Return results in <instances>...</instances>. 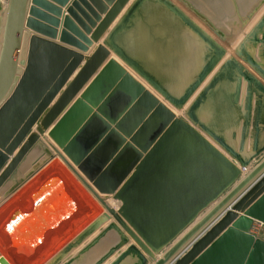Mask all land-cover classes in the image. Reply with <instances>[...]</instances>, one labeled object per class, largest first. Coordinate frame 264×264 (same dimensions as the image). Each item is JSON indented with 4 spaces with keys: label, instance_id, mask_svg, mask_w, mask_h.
<instances>
[{
    "label": "water",
    "instance_id": "water-1",
    "mask_svg": "<svg viewBox=\"0 0 264 264\" xmlns=\"http://www.w3.org/2000/svg\"><path fill=\"white\" fill-rule=\"evenodd\" d=\"M127 1L72 0L63 16L59 40L87 50ZM141 1L132 2L69 82L84 55L41 36H57L62 9L49 0L6 1L0 29V185L14 175L48 128L52 139L98 190L121 200L116 210L107 208L153 259L150 264H264V237L251 230L254 219L264 222V155L240 176L241 167L117 59L110 57L103 63L112 48L176 105L194 89L195 85L180 97L169 96L136 59L114 44ZM160 2L179 12L168 0ZM209 70L204 68L197 81ZM34 124L36 131L31 130ZM106 216L91 222L48 264L59 263ZM109 227L117 225L110 223ZM24 236L19 233L18 241ZM126 240L121 233L120 241L100 260ZM166 245L157 257L155 253ZM138 246L132 244L111 264L130 251L145 263L147 258ZM0 263L10 264L2 255Z\"/></svg>",
    "mask_w": 264,
    "mask_h": 264
},
{
    "label": "rangeland",
    "instance_id": "rangeland-1",
    "mask_svg": "<svg viewBox=\"0 0 264 264\" xmlns=\"http://www.w3.org/2000/svg\"><path fill=\"white\" fill-rule=\"evenodd\" d=\"M169 1L174 4V6H176V8L195 26L197 25L194 23V20L189 17L193 15L201 21L215 38L208 33L205 34L204 31H202L198 26L197 27L222 51V58L219 62L220 64L218 63L219 66L218 64V67L216 66L217 70L215 67L214 69L211 68L207 72L208 75L211 71L210 75H208L211 76V78L208 79L209 77H207L187 102V99L185 98L181 104L175 106L172 101L166 98L158 89L142 77L111 48L110 50L112 51L110 55L123 64V66H125V68L129 70L136 79H138L147 89L155 94L160 101L174 111L177 116H181L191 123L202 135H204L205 138H207L213 145H215L237 164L234 156L227 149H222L219 146V143H222L219 136L213 131H209L204 127L202 128V118L200 117L201 114L199 110L203 107L208 108L209 112L206 115L208 118L203 117L202 115L201 116L217 130H219V132H223L225 128H229V131H232L231 135L233 136V138H230V141L234 144L237 142V130L241 132L239 133V135L241 134L239 145L243 143L242 138L246 136V134L247 136L244 143L246 142L247 144V140H249L251 136L254 139V136L252 133L250 134L249 131L253 133L255 131L256 133L257 130H260L262 125H259V120L254 116L251 117L249 114L245 116V111H243V120L241 117H229L226 115V106L219 107V104L216 101H212V99H210V93L218 96L217 93L219 92H214L212 87L214 89H218L220 87V84L217 85L218 81L227 75L228 77L226 78L229 79V83H233L231 84V87L233 86V95H231V97L228 96V88L223 90V93L221 94L224 98L223 104H225V100H227L229 104L230 98L231 103H239V98H241L240 95H243L244 102H246V106L243 105V109H254V113L256 112L254 115H257L258 113L261 114L259 111L262 109L260 107L262 104L261 96H264V0H257L255 4L251 3L250 0H227L226 2L229 4L227 6L228 12L225 14L220 13L219 15H217L216 12L214 13V10L208 6V2H210V0ZM164 8L165 6L163 5L150 6V10H148L149 12L143 13L144 19L147 18V23H150H141V29H139L141 30V33L138 30L136 32V37L133 36L131 41L128 44L126 43V47L134 55L137 54V52L141 53L140 57L142 56V60H147V64L146 62H143L142 64L139 62L141 67L154 77L163 87H167L166 84L169 79L161 75L162 73L165 74L166 71L161 70L157 61L151 57V51L154 50L156 46L159 47V41L157 39L160 35L158 28H161V25L163 24L161 20L165 18L169 20L166 16L169 10L166 8L168 10L167 11ZM221 9H223V6ZM172 16L174 19L180 20L176 15ZM205 18L219 27L220 30L224 29L223 32H218L212 28L205 21ZM183 25L185 26L184 23ZM186 27L188 29L187 25ZM151 29L152 33L149 32ZM189 30L191 31V34H197L195 31L191 29ZM165 31L164 26V29L161 30V32L163 33ZM156 35H158L157 38H155ZM197 36L199 37L200 43H206L198 34ZM239 38L240 42L237 43ZM156 40L157 43L155 44ZM147 44H149V46ZM208 48H205L203 51L200 47H197L199 51L198 53L205 55L204 57H201L200 60L193 63V68H196L195 72L197 73L192 75L193 73L191 72H193V70L188 72L186 69H179L177 83L180 90L177 92H175V90H170V92L166 88L171 95L178 97L179 94H182L184 89L196 79L198 71H200L202 67L201 64L214 55V50L209 47V45ZM230 49L232 50L231 53L229 52ZM228 52L231 55H227ZM136 57L137 56L135 55V58ZM254 64H256L257 67H255ZM199 65L200 67H198ZM153 66H155V68ZM241 72H243L245 77L241 75ZM154 74L160 78V81ZM250 85L254 86V89L258 90L260 94V98L255 102H253V99L250 98V93H252L250 92L252 90L248 88ZM208 99H210V101H207ZM258 106L259 108H257ZM211 112L214 113L215 117L208 115L211 114ZM219 114L221 116H219ZM215 119L220 121L221 125L216 126L214 122ZM31 130L36 131L35 126L32 127ZM180 142H182V138L180 139ZM56 148L60 149L59 151L64 157L59 153V151H57ZM17 150L18 149H16L14 153ZM232 150L235 153L237 152L234 148H232ZM38 155L39 157L37 158ZM263 155L264 150L259 152L254 159L251 160V163H256ZM33 157L34 161L31 160ZM63 169L66 170L64 175L62 172ZM245 169L246 168H241V171L244 172ZM77 172L82 174L92 187L89 188ZM62 175L63 177L61 178ZM213 182L214 181H212V183ZM2 186L3 191H0V214L3 218L0 220V223L2 221L0 224V255H2L10 264H48V261L58 252L60 248L74 239L79 232L104 213L107 214L106 219L99 223V225H97V227L91 233L86 235L77 245L72 246L57 264H111L117 256H120L123 252L125 253V251L128 250L132 244L138 246L132 236L119 224L107 208L113 207L116 210L120 205L121 200L114 198L113 193L98 190L93 181L88 179V177L77 167V165L71 161L69 156L62 151L61 146H59V144L52 139V137L48 134V128L40 135L39 141L33 146V148L28 151L25 159L20 163L14 175L9 180L4 181ZM80 187L85 188L84 192H86L83 203H79L80 195H77L78 190L76 188L79 189ZM61 193H66L67 203L65 207H62L61 205L57 213V198ZM47 196L48 199H46L43 204L37 205L31 216H27L24 219L23 215H18L25 214L34 206L35 203L39 201L43 202V199ZM91 200H93L94 205L98 207L97 213L93 218H89L86 222L84 221L85 223L81 225L82 227L78 226L77 228L81 227L79 231H77L74 236L72 235L73 237H70L71 234H68V231L80 220H82L84 216L88 215L89 211H86L88 208L83 205ZM204 209L198 213L196 219L204 212ZM17 215L18 217L15 221H13ZM72 215L74 216L71 221L67 223V225L59 233L53 235ZM81 216L83 217L80 218ZM110 223H115L117 228L109 227ZM12 226H15V228H12ZM19 233L25 234L23 237L24 240L21 239V241H18ZM121 233L125 234L127 240L100 260V258L106 254L111 246L120 241ZM180 234L181 233H179L177 237ZM51 237V241H48V244L44 245L38 253L37 251L41 245ZM15 241L18 242L13 244ZM97 248L99 249V252L96 253L94 258L90 259V262H88L86 258L88 250L91 251L92 249ZM138 248L140 247L138 246ZM139 250L141 255L143 254L148 256L141 248ZM162 252L163 251L161 250L159 253L155 254L158 257L162 254ZM123 259H133L140 264L142 262L141 257L133 251L128 252L125 257L119 259V261L115 264L120 263Z\"/></svg>",
    "mask_w": 264,
    "mask_h": 264
},
{
    "label": "bare ground",
    "instance_id": "bare-ground-1",
    "mask_svg": "<svg viewBox=\"0 0 264 264\" xmlns=\"http://www.w3.org/2000/svg\"><path fill=\"white\" fill-rule=\"evenodd\" d=\"M4 4H2L3 6L6 4V1L7 0H1ZM169 1V0H168ZM227 0H210V2H208V6L214 10V13L216 12L217 15H219L220 13H226L228 12V5L227 4L228 2H226ZM146 2H152V0H142L141 1V4H140V7H143L144 3ZM154 3L158 4V5H163L165 6L164 9H166L168 12V14H166V16L169 18L166 19H162V27L164 29V26H165V32H161V34L159 35V38L157 39L159 41V47H157V50L154 49L151 51V57L157 61V63L159 64L160 66V69L161 70H165V74H161L162 76H164L165 78H168V83L166 84L167 87H163L158 81V83L161 85V87L165 90V92L168 93L169 96H174V95H171L169 93L170 90L177 92L180 90V87L177 83V78L179 77V69H186L188 72H191L193 70V73L192 75H194L196 70V68H193V63L194 62H197V60H200L201 57H204L205 55L202 54V53H198V49L197 47L201 48L203 51L205 48H208V45L209 47H211L213 50H214V55L211 56L209 59L205 60V62H203L201 65V69L200 71H198V74H197V77L196 79L193 81L192 79V83L186 87V88H191V87H194V89L192 90V94L190 93L189 97L186 98V102L189 100V98L197 91V89L201 86V84L206 80L207 77H211V76H208L210 75L211 71L209 72V74L207 75V73L200 79V81L198 82L197 79L199 78V76L203 73V69L204 68H215L217 66V64L220 62L221 58H222V51L205 35V34H209L211 35L213 38L214 35L205 27L204 24H202L201 21H199L196 17H194L193 15L191 17H189L190 19H193L194 20V23L202 30L205 32V34L200 31V29L195 26L190 20H188L183 14L182 12H180L177 8V10L179 11L178 13L173 11L171 7H169L167 4L163 3V2H160V0H154L153 1ZM170 2V1H169ZM172 4V3H171ZM223 6V9H221ZM162 15V13H161ZM172 15H176L177 18H179L184 24L185 26L183 25V23L180 21V20H176L173 18ZM187 19V20H185ZM206 19V18H205ZM191 24H190V22ZM212 28H214L216 31L218 32H223L224 29H221L219 27H217L216 25H214L211 21L209 20H205ZM164 25V26H163ZM186 25L188 26V29L186 27ZM195 29L194 28V26ZM193 30L195 31L201 38H203L204 42L206 43H200V40H199V37L197 36V34H191V31L189 30ZM226 30V29H225ZM225 32V31H224ZM196 35V36H195ZM244 36V35H243ZM157 40L155 42V44L157 43ZM240 38L238 39L237 43L240 42L239 41ZM146 41V40H145ZM144 42V41H143ZM146 43V42H145ZM149 43V42H148ZM150 44V43H149ZM149 44H147L149 46ZM204 44V46H203ZM143 45V44H142ZM236 45V44H235ZM146 46V45H145ZM237 46V45H236ZM148 48V47H147ZM209 49V48H208ZM148 50V49H146ZM151 50V49H150ZM230 53L232 52V50L230 49L229 51ZM227 53V55H231L230 53ZM147 61V60H146ZM145 61V62H146ZM149 63V62H148ZM156 63V64H157ZM147 64V62H146ZM145 64V65H146ZM220 64V63H219ZM218 64V66H219ZM150 65V64H149ZM217 66V67H218ZM155 68V66H153ZM200 67V65L198 66ZM197 67V68H198ZM217 67H216V70H217ZM225 67V66H223ZM227 68V67H226ZM215 70V71H216ZM226 70V69H225ZM207 75V76H206ZM232 75V74H231ZM234 75V74H233ZM227 77V76H226ZM154 78V77H153ZM208 78V79H209ZM155 79V78H154ZM160 79V78H159ZM227 79V78H226ZM162 80V79H161ZM224 80V79H223ZM191 81V80H190ZM219 82V81H218ZM221 82V81H220ZM163 83V82H162ZM164 84V83H163ZM174 86H177V87H174ZM166 88L169 90H166ZM185 88V89H186ZM258 88V87H257ZM157 89V88H156ZM184 89V91H185ZM160 91V90H159ZM183 91V93H184ZM161 92V91H160ZM171 92V91H170ZM182 93V94H183ZM199 93V92H198ZM197 93V94H198ZM182 94H179L178 97H180ZM196 94V95H197ZM158 96V95H157ZM177 98V96H175ZM185 102V103H186ZM175 106H177L175 104ZM236 159L237 161H239L240 165L242 168H247L248 165L250 164V159H244L241 157L240 154L238 155H234L230 150L229 148L225 147ZM57 151H59L60 149L56 148ZM263 149H258L257 147H255V151H256V155L263 151ZM60 152V151H59ZM11 157V156H10ZM6 166V163L5 165L3 166V168ZM251 167V166H250ZM248 169V168H247ZM2 170V169H1ZM246 171V169H245ZM244 171V172H245ZM63 175L66 173V170L63 169ZM79 173V172H77ZM63 175L61 176V178L63 177ZM79 176L83 179V181L86 183V185L90 188L92 187L87 181H86V178L79 173ZM78 191H77V195L79 194L80 195V201L79 203H83L84 201V198H85V195H86V192H84L85 188H82L80 187L79 189L76 188ZM83 190V191H82ZM93 190V189H92ZM94 191V190H93ZM64 195V194H63ZM83 206H86L88 209L86 211H89L88 215L86 216H81L80 218L83 217L82 220H80L77 224H75L69 231H68V234L70 233V237L77 232L79 231V229L82 227L81 225L84 224L86 222V220H88L89 218H93L94 215L97 213V210H98V207L94 205V202L93 200L85 203ZM82 206V207H83ZM81 207V208H82ZM67 214V213H66ZM74 215H72L65 223L62 224V226L53 234H57L59 233L66 225L67 223H69L72 219ZM18 217L15 216L14 219H16ZM76 217V216H75ZM2 215L0 214V220H2ZM79 218V219H80ZM198 219V218H197ZM85 221V222H84ZM87 224V223H86ZM78 226H81L79 228H77ZM189 227V226H188ZM256 234H260V235H263V231H264V222H261L258 224L257 228H256ZM75 230V231H74ZM65 231V230H64ZM74 231V232H73ZM67 234V235H68ZM52 235V237H53ZM72 236V237H73ZM52 237L50 239H48L45 243H43L41 245V247L38 249V253L39 251L44 247V245L48 244V241H51ZM55 238V237H54ZM53 238V239H54ZM73 240V239H72ZM34 243V242H33ZM35 256V255H34ZM33 256V257H34ZM160 256V255H159ZM32 259V258H31ZM29 259V260H31ZM113 259V258H112ZM28 260V261H29ZM26 261V262H28ZM109 263V262H108Z\"/></svg>",
    "mask_w": 264,
    "mask_h": 264
},
{
    "label": "crops",
    "instance_id": "crops-1",
    "mask_svg": "<svg viewBox=\"0 0 264 264\" xmlns=\"http://www.w3.org/2000/svg\"><path fill=\"white\" fill-rule=\"evenodd\" d=\"M49 1H51V2H53L54 4H56V5H58L61 9H62V14H61V16L59 17V19H60V23H59V25H58V27H57V30H58V33H57V36L55 37V38H50V37H47V36H45V35H41V36H43V37H45V38H48V39H51V40H53V41H55V42H58L59 44H61V45H64V46H68V47H70V48H73V49H75V50H77V51H79V52H81L83 55H84V57H83V59L81 60V62L78 64V66L76 67V69L74 70V72L71 74V76L69 77V79H68V81L67 82H69L72 78H73V76L75 75V73L80 69V67L83 65V63L85 62V60H86V57L87 56H89L92 52H93V50L95 49V47L97 46V44L98 43H100V42H104V40H106V38L108 37V35H109V33H110V31L114 28V26L119 22V20L121 19V17L125 14V12L127 11V9L130 7V5L132 4V2L134 1V0H128L126 3H125V5L123 6V8L121 9V11L116 15V17L111 21V23L109 24V26L107 27V29L104 31V33L100 36V38L97 40V41H93V43L91 44V45H89V47H88V49L87 50H85V51H82V50H80V49H78V48H76V47H73V46H71V45H69V44H67V43H65V42H62V41H60L59 40V31H60V29L62 28V21H63V16L65 15V14H67V11H66V9H67V6H69L70 4H71V1L72 0H67V2L65 3V4H63V5H60V4H58V3H56L55 1H53V0H49ZM154 0H152V2H146V3H144V5H143V7H140L139 6V8L137 9V10H135V12L133 13V15L130 17V20L129 21H127L124 25H123V30L121 31V32H119L118 33V35L113 39V42H114V44L117 46V47H119L121 50H123L125 53H127V54H129L130 56H132L134 59H136L138 62H140L141 64L144 62L145 63V60L143 61L142 60V56L140 57V55H141V53H139V52H137V54H135L137 57L135 58V55L126 47V43L128 44L130 41H131V39L133 38V36L134 37H136V32L139 30V29H141V23H145V24H148V23H150V22H148L147 23V18H145L144 19V14L143 13H145V12H149L148 10H150V6H156V5H158V4H156V3H154L153 2ZM251 1V3H253V4H255L256 2H257V0H250ZM4 4L1 0H0V29H1V20H2V9H3V5L2 4ZM147 4V5H146ZM148 4H151V5H148ZM152 8H155V7H152ZM151 8V9H152ZM154 10V9H153ZM261 13V12H260ZM104 15V13H101V16H103ZM161 16V15H160ZM157 20V19H156ZM162 26V25H161ZM94 27H92V29H93ZM161 30H163V27H161V28H158V32H159V34H161ZM30 31L31 32H33L34 33V31L33 30H31L30 29ZM140 31V33H141V30H139ZM150 33H152V29H151V31H149ZM87 35L88 36H90V33H87ZM157 36L158 35H156L155 36V38H157ZM112 49V48H111ZM155 49L157 50V47H155ZM111 51L112 50H110V47H109V55H108V57L104 60V62L103 63H105V61L108 59V58H110V57H113V56H111L110 54H111ZM158 51V50H157ZM114 52V51H113ZM115 58V57H114ZM116 59V58H115ZM22 67V66H21ZM100 68V67H99ZM98 68V69H99ZM155 75V74H154ZM241 75H243V72H241ZM156 76V75H155ZM226 76L227 75H225L224 77H222V79L218 82V84L217 85H219L220 84V87L218 88V89H214L213 87H212V90L214 91V92H219V93H217L218 94V96L217 95H214L213 93L211 94L210 93V95H211V98L210 99H212V101H216L218 104H219V107L221 106H226L225 108H226V110H227V114L226 115H228L229 117H241L242 118V120H243V111H245L246 112V114H245V116L246 115H251V117L252 116H254V117H256L258 120H259V125H262L261 127H260V130H257L256 131V133H255V131H254V133L253 132H251V131H249L250 132V134L252 133V135L254 136V139L252 138V136L250 137V139L249 140H247L248 142H247V144H246V142L244 143V140H245V138H246V136H247V134H246V136H244L243 138H242V140H243V143L241 144V145H239V140H240V135H239V133H241L239 130H237V133H238V135H239V137H238V135H237V139H236V144H234V143H232L231 141H230V138H233V136L231 135V133H232V131H229L230 129L229 128H225V130L222 132H219V130H217L214 126H212L207 120H205L203 117H207L206 115H207V113L209 112L208 111V108L207 107H203V108H201L199 111H200V114L203 116H201L200 115V117L202 118V128L204 127L205 129H208L209 131H213L214 133H216L218 136H219V138L221 139V141H222V143L220 144L219 143V146L222 148V149H226L225 147H229V148H234L237 152L236 153H238V154H240L241 155V157L242 158H244V159H250V164L248 165V169L246 168V171L245 172H242L241 171V175L240 176H242L243 174H245L246 172H248L249 170H250V168L255 164H253V163H251V160L252 159H254V157L256 156V151H255V147H257L258 149H263L264 148V128H263V125H264V96L262 95L261 97H262V99H261V101H262V104H261V108L262 109H260L259 111L261 112V114H257V115H254L255 113H254V109L253 110H250V109H246V108H244L243 109V105H245L246 106V102H244V97H243V95H240V97L241 98H239V103H236V102H232L231 103V98H230V100H229V104H228V101L227 100H225V104H223V102H224V98H223V96H221V94L223 93V90H226L227 88L229 89V95L228 96H230L231 97V95H233V91H232V89H233V86L231 87V84H233V83H229V79L227 78L226 79ZM244 76V75H243ZM93 77V75L89 78V80L83 85V87L77 92V94H76V96L82 91V89L87 85V83L90 81V79ZM228 77V76H227ZM245 77V76H244ZM156 78L158 79L159 77H157L156 76ZM211 78V77H210ZM209 78V79H210ZM224 79V80H223ZM237 79H239V78H237ZM159 81H160V79H158ZM236 80V79H235ZM210 82V81H209ZM208 82V83H209ZM66 85V84H65ZM65 85L62 87V89L65 87ZM251 86V85H250ZM248 86V88H250L252 91H250V92H252V93H250V98H252L253 99V102H255L256 100H258L259 98H260V94H259V91L258 90H256V89H254V86ZM61 89V90H62ZM60 90V91H61ZM60 93V92H59ZM59 93L55 96V98L53 99V101L50 103V105L54 102V100L57 98V96L59 95ZM210 99H208L207 101H210ZM207 101H205V102H207ZM49 105V106H50ZM259 106L257 107V108H259ZM209 116H212V117H215L214 116V113H212L211 112V114H208ZM219 116H221L220 114H219ZM208 118V117H207ZM261 121V122H260ZM214 122H215V125L217 126H219V125H221V123H220V121H217L216 119L214 120ZM257 123V122H256ZM224 124H226V123H224ZM223 124V125H224ZM35 126V124L33 125V127ZM212 126V127H211ZM226 126V125H225ZM224 126V127H225ZM207 131V130H206ZM229 133H230V136H229ZM252 138V139H251ZM35 157V156H34ZM34 157L31 159L32 161H34L33 159H34ZM39 157V155L37 156V158ZM234 159L236 160V162H237V164H238V166H240L241 167V165H240V163L237 161V159L234 157ZM31 161V162H32ZM251 166V167H250ZM242 168V167H241ZM3 191V186H2V184L0 185V191ZM64 193H61L59 196H58V198H57V206H58V208L56 209V211H57V213H58V210H59V208L61 207V205H62V207L64 206L65 207V205H66V203H67V195H66V193L63 195ZM222 195H220L215 201H212L205 209H204V212L206 211V210H208L220 197H221ZM46 199H48V196L46 197V198H44L43 199V202H37V203H35L34 204V206L30 209V210H28L25 214H18V215H23V217H24V219H25V217H29V216H31L32 215V213L34 212V209L37 207V205H41V204H43L45 201H46ZM65 202V203H64ZM61 211V210H60ZM202 211V210H201ZM203 212V213H204ZM62 213V212H61ZM60 213V214H61ZM202 213V214H203ZM239 213H240V211H239ZM201 214V215H202ZM200 215V216H201ZM199 216V217H200ZM13 221H15V219H13ZM1 223H2V221H1ZM0 223V224H1ZM257 223V220H253V224H256ZM12 228H15V226H12ZM186 230V229H185ZM182 234V233H181ZM257 235H259L260 236V234H257ZM180 236V235H179ZM178 236V237H179ZM261 237H264V231H263V235H261ZM175 240V239H174ZM173 242V241H172ZM171 244V243H170ZM169 244V245H170ZM169 245H166L165 247H163V249H162V251L163 250H165ZM140 249V248H139ZM87 252V251H86ZM99 252V249L97 248V249H92L91 251H89L88 250V253H87V256H86V258H87V260H88V262H90V259L91 258H94L95 257V255H96V253H98ZM146 256V255H145ZM146 261H145V264H148L149 262L151 263V261H153V259L151 258L150 259V257H148V256H146ZM94 262H96V261H94ZM149 263V264H150ZM91 264V263H90ZM118 264H140V263H137V261H134L133 259H131V260H128V259H123L120 263H118Z\"/></svg>",
    "mask_w": 264,
    "mask_h": 264
},
{
    "label": "built area",
    "instance_id": "built-area-1",
    "mask_svg": "<svg viewBox=\"0 0 264 264\" xmlns=\"http://www.w3.org/2000/svg\"><path fill=\"white\" fill-rule=\"evenodd\" d=\"M260 223V221H257V223L256 224H252V227H251V230L256 234V228H257V226H258V224Z\"/></svg>",
    "mask_w": 264,
    "mask_h": 264
}]
</instances>
